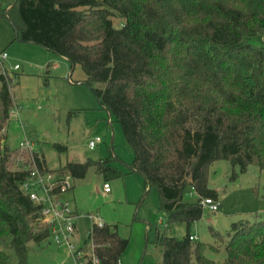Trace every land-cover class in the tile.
I'll use <instances>...</instances> for the list:
<instances>
[{
  "label": "trees",
  "instance_id": "obj_1",
  "mask_svg": "<svg viewBox=\"0 0 264 264\" xmlns=\"http://www.w3.org/2000/svg\"><path fill=\"white\" fill-rule=\"evenodd\" d=\"M0 14L17 40L64 57L72 69L80 65L83 83L121 124L135 153L130 170L144 178L146 193L158 190L167 226L186 227L182 239L156 231L163 264H264L262 219L234 222L227 238L210 228L225 242L223 262L190 239L203 199L219 200L209 187L214 162L229 161L242 173L252 164L264 170V45L253 42L264 37V0H14ZM13 108L0 74V264H11L12 250L18 264H28L29 243L47 242L52 225L22 186L32 159L47 166L41 154L24 153L27 162L10 167L17 150L3 132ZM90 168L106 182L123 176L109 158L53 172L75 180ZM188 187L197 202L184 201ZM89 243L99 264H118L128 247L106 223L93 224Z\"/></svg>",
  "mask_w": 264,
  "mask_h": 264
},
{
  "label": "rangeland",
  "instance_id": "obj_2",
  "mask_svg": "<svg viewBox=\"0 0 264 264\" xmlns=\"http://www.w3.org/2000/svg\"><path fill=\"white\" fill-rule=\"evenodd\" d=\"M13 3L14 0H0V6ZM253 42L262 46L264 37ZM0 51L8 53L9 64L21 65L11 91L14 115L3 132L10 147L17 150L10 163L12 169L17 168L16 159L27 162L18 149L20 142L27 141L33 145L34 153L44 157L50 171L70 162L109 158L111 165L123 173L122 177L107 180L112 191L105 194L104 175L90 168L83 179L74 180L73 191L65 195V200L79 213L75 219V241L78 249L85 246L82 263L75 262L66 249L48 241L42 245L29 243L28 264H86L93 244L85 243L93 224L99 220L116 226L119 235L128 240L118 264H163L162 247L155 242L156 231L182 239L186 227L167 226L160 211L158 190L151 188L146 193L144 178L130 170L128 164L134 160V150L116 117L101 106L92 89L83 83L86 75L82 67L76 65L72 69L64 57L37 44L17 40L10 20L1 14ZM97 137L102 142L89 149L88 142ZM235 172L237 178L232 180ZM209 187L218 191L221 206L216 212L204 207L203 218L191 226L190 232L207 245L205 255L209 259L223 262L225 242L219 243L210 228L227 238L234 222L264 220V170L252 164L242 173L229 161L219 160L210 166ZM183 199L195 203L199 197L188 187ZM10 254L11 264H18L15 251Z\"/></svg>",
  "mask_w": 264,
  "mask_h": 264
},
{
  "label": "built area",
  "instance_id": "obj_3",
  "mask_svg": "<svg viewBox=\"0 0 264 264\" xmlns=\"http://www.w3.org/2000/svg\"><path fill=\"white\" fill-rule=\"evenodd\" d=\"M20 69L21 65L18 63L9 64V55L6 51H0V74L9 80V89L11 91L16 84L17 74ZM12 115H14V108L11 111ZM101 142L102 140L97 137L88 142V147L89 149H94ZM18 149L22 154L34 155L33 145L27 141L20 142ZM21 163L19 161V164ZM74 187V178L70 174L63 175L45 168L40 169L32 159L28 168V176L23 183L22 189L29 195L33 203L41 207V221L44 224L52 225L48 241L56 244L59 248L66 249L75 262L82 263L83 251L82 248H77L75 241V219L77 215L71 203L65 200V195L73 191ZM103 191L105 194L111 192V185L108 182L103 184ZM202 205L210 211L216 212L219 210L221 203L219 200L205 198L202 201ZM96 224L99 227H103L105 223L99 220ZM190 239L198 240V236L191 235ZM90 257L93 264H99L98 258L94 255V246Z\"/></svg>",
  "mask_w": 264,
  "mask_h": 264
},
{
  "label": "crops",
  "instance_id": "obj_4",
  "mask_svg": "<svg viewBox=\"0 0 264 264\" xmlns=\"http://www.w3.org/2000/svg\"><path fill=\"white\" fill-rule=\"evenodd\" d=\"M105 183V182H104ZM112 191V190H111ZM111 193V192H110ZM109 193V194H110ZM75 210V212H76V215L78 216L79 215V213H78V211H77V209H74ZM197 236V235H196ZM199 238V237H198ZM86 244V243H85ZM85 247V246H84ZM84 247H82V250L84 249Z\"/></svg>",
  "mask_w": 264,
  "mask_h": 264
}]
</instances>
